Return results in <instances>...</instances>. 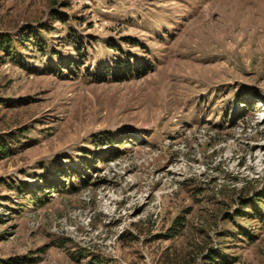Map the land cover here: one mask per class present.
I'll return each mask as SVG.
<instances>
[{"label": "rangeland", "instance_id": "obj_1", "mask_svg": "<svg viewBox=\"0 0 264 264\" xmlns=\"http://www.w3.org/2000/svg\"><path fill=\"white\" fill-rule=\"evenodd\" d=\"M26 26L0 61V260L264 264V0H0V32ZM66 168L86 184L45 189Z\"/></svg>", "mask_w": 264, "mask_h": 264}, {"label": "trees", "instance_id": "obj_2", "mask_svg": "<svg viewBox=\"0 0 264 264\" xmlns=\"http://www.w3.org/2000/svg\"><path fill=\"white\" fill-rule=\"evenodd\" d=\"M50 18L53 19H57L59 21H65L67 19V17L63 14H61L60 12H54L52 11L51 14L49 15ZM45 28V24H40L39 28L35 29V35H39V33L41 32V30ZM33 31L34 28L30 27V26H26L24 28L21 29L20 31V36L19 37H14L12 34H10L9 32L3 31L0 32V61L4 60V59H17V58H21V47L24 45H27L32 37H33ZM150 62L146 61V62H136L135 64H131V63H125V62H121L120 66H117L118 68H116V70L111 71L110 68H103L102 70H100L97 74H94V77L97 81H104L106 80L109 76H112V79H114L115 81H123L126 79H129L131 77H135V78H140L141 76L145 75L147 72V68L149 67ZM76 63H72L69 61L68 64H65L64 62H61L60 64H58L56 66L55 69H58L59 72H63L64 68H67L69 73H75L74 69H77ZM55 69L53 71H55ZM48 71H52V70H48ZM241 114L239 113L238 117H240ZM14 137V135L12 136ZM95 143L97 144H103V143H108L109 145H114L116 143L118 144H123L125 143V141H123V139L117 138L116 136H112L111 134H103L98 136L95 140ZM128 143H130L129 140H127ZM11 153L10 148L8 147V144L5 140L0 138V159L8 156ZM107 154L112 153V150L106 152ZM101 158L97 157L94 159V162L92 164V166H90V164H86L84 169H90L92 167V171L97 172L99 170V168H97L95 163H98L100 161ZM104 159V158H103ZM78 174L79 178L81 179V183L83 185L86 184L85 181V175H83V173H77V169H72V168H66L65 170H61L58 169L56 171L55 174V180L50 181L47 178H45L44 176H42V180H43V184L45 185V189H48L50 192H52L53 190H58L60 191L64 186V181L61 180L63 177H68L71 180L69 186L66 188L69 191H75L77 189V187L75 186L74 182H73V177L74 175ZM82 175V176H81ZM77 176V175H76ZM84 176V177H83ZM61 188V189H60ZM39 189V188H37ZM42 189V188H40ZM22 191V190H20ZM262 198L261 194H256L253 196V199H258L260 200ZM252 202V199L247 200V202H243L241 203V207L239 209V212H236V216L237 217H243L244 215H247L248 217L252 216L251 213L246 214L247 212H245V207L248 203ZM252 212H255L257 216H259L260 218V222H262L264 224V214L262 215L260 213V211L255 208L252 207L251 210ZM242 232V231H240ZM245 236H248V234L244 233ZM250 240H252L251 237H249ZM206 259H209V261H211L210 264H229L230 262L224 258L222 256V254L219 252L218 249H209L208 254ZM36 259L34 258H11L8 260H0V264H23V263H29V262H34Z\"/></svg>", "mask_w": 264, "mask_h": 264}]
</instances>
